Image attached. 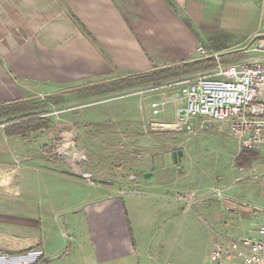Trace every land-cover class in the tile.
<instances>
[{
	"label": "crops",
	"instance_id": "crops-1",
	"mask_svg": "<svg viewBox=\"0 0 264 264\" xmlns=\"http://www.w3.org/2000/svg\"><path fill=\"white\" fill-rule=\"evenodd\" d=\"M263 24L264 0H0V187L22 180L30 188L44 186V195L52 190L44 219L58 218L63 228L53 242L44 225L43 241L25 239L23 246L41 249V264H141L135 255L154 224L167 230L179 216L172 204L179 193L167 191L175 164L149 167L147 177L130 169L114 178L73 165L47 142L62 119L57 107L92 100L81 107L121 91L88 92L95 86L204 60L200 44L224 52L226 44L264 37ZM74 89L88 93L74 101ZM135 113L124 105L115 122L127 125L110 132L120 155L143 152L144 119ZM138 185L148 190L126 188ZM227 213L218 219L232 224L235 237L256 235L264 223V213L244 206Z\"/></svg>",
	"mask_w": 264,
	"mask_h": 264
},
{
	"label": "rangeland",
	"instance_id": "rangeland-1",
	"mask_svg": "<svg viewBox=\"0 0 264 264\" xmlns=\"http://www.w3.org/2000/svg\"><path fill=\"white\" fill-rule=\"evenodd\" d=\"M259 39L264 37L255 38L254 41L248 39L247 42L239 44H236L237 42L226 44L228 48L224 52L207 47L212 52L219 53L220 59L217 60L213 56L211 59L215 61V64L200 72L183 73L155 81L148 79L144 82L137 81L134 82L135 84L120 88L121 91L113 95L94 98V101L98 99L99 101L85 106L80 107L92 100L84 99V102L68 104L65 102L57 107L61 111L62 119L57 121L56 137L47 141L50 142L52 153L58 145L70 152L73 147L69 143L73 142L85 156L78 161V164H88L92 168L104 169L112 178L119 171L130 169L140 173L143 171L145 174L140 176L147 177L151 173L149 167L159 168L163 164L173 163L176 166L172 172L174 183L167 191L171 195L195 194L192 201L174 197L172 204L174 209L179 207V216H175L168 222L171 226L167 230L164 227L155 228L156 224H154L149 236L141 245L140 253L135 255L141 264H205L216 244L233 239L236 235L232 230V224L218 219L220 215L224 217L227 213L225 210L227 202L215 195L216 189L223 190V194L230 198L232 206L237 207L243 202L264 207L252 202L256 199L264 202V148L254 152L257 156L252 160L251 165L241 167V164L239 166L236 161V157L243 148L240 140L228 130H219L212 120L206 121L209 124L208 129L198 130L196 133H174L166 129H152L150 125L151 121L173 120L177 108L184 105L181 85L170 86L171 84L208 72V70L211 71L221 62L236 63L250 57L264 55V52L252 51ZM165 84L168 87L148 92L152 93L150 100L146 97L149 95L147 92H139ZM129 92H137L138 95H127ZM86 93L88 92L85 90L74 89L70 92L69 98L78 101L83 95L85 97ZM154 101L166 102V111L159 118L153 116L150 107ZM43 103L47 104L44 101ZM128 104H131V110L136 111L137 118L139 114L140 120L144 119L142 126L141 122L139 124L143 136V152L140 155H120L116 150L117 139L109 138L112 137L110 136L112 127L127 125L115 120L121 117L120 112L124 105L128 109ZM66 119H72L74 122L70 123ZM77 131L85 147L79 144ZM68 136L72 138H67ZM146 137L151 138L149 143ZM180 149L183 150L182 156L178 155ZM53 154L57 155V153ZM63 156H68L71 160L69 154L61 157ZM9 188L0 187V264H9L12 259L27 257L32 252L36 253L34 264H41L39 260L43 253L39 255L37 251L42 250L37 246L24 247L23 245L25 239L43 241L44 225L47 226L49 239L53 242L56 241L61 230L63 231L62 221L58 218L44 219V208L46 209L48 205L46 200L52 201L55 192L48 190V193L44 195V186L30 188L28 185H23L22 180L15 181ZM126 188L136 191L148 190L139 185ZM52 208L57 210L58 205L53 204ZM66 241L67 245L71 244L69 239ZM48 244L54 245L50 242ZM50 262L58 264L54 259L46 264Z\"/></svg>",
	"mask_w": 264,
	"mask_h": 264
},
{
	"label": "built area",
	"instance_id": "built-area-1",
	"mask_svg": "<svg viewBox=\"0 0 264 264\" xmlns=\"http://www.w3.org/2000/svg\"><path fill=\"white\" fill-rule=\"evenodd\" d=\"M196 51L204 60L213 56L220 59L219 53L212 52L202 44L197 46ZM252 51L264 52V39H259ZM173 85H181L185 103L177 108L173 120L151 121L152 129L196 133L198 130L208 129L209 124L206 121L212 120L219 130H228L238 138L243 148H264V55L236 63L221 62L211 71L184 78L170 86ZM165 87L168 85H158L139 92H152ZM165 105V101L151 103L155 118H159L166 111ZM70 144L73 147L70 152L58 145L54 153L69 154L72 164L76 165L78 160L85 157L84 152L78 150L73 142ZM214 193L226 200L225 210L230 214H236L239 206L264 213V207L248 203L241 202L237 207L232 206L230 198L223 194L222 189H216ZM193 195L195 197L194 193L177 197L192 201ZM256 232V235L238 236L216 244L205 264H264V224H259ZM39 253L43 252L39 250L37 254ZM35 258L36 253L32 252L27 257L12 259L9 264H34Z\"/></svg>",
	"mask_w": 264,
	"mask_h": 264
},
{
	"label": "trees",
	"instance_id": "trees-1",
	"mask_svg": "<svg viewBox=\"0 0 264 264\" xmlns=\"http://www.w3.org/2000/svg\"><path fill=\"white\" fill-rule=\"evenodd\" d=\"M214 64H215V61L213 59H205V60L196 61L192 63H185V64H181L177 66L155 69L150 72L127 76L126 78H122L120 82H113L111 84H108V86L106 85L101 86V87L95 86L94 88H90L88 92L90 91L95 94H100V93L105 92L106 90H116V89L124 88L126 86H130L131 84H135L134 82H137V81L144 82L147 79L150 81H155V80L168 78V77L176 76V75L183 74V73H190V72L203 70V69L213 66ZM0 111H1V108H0ZM254 152H257V150L242 148V150L239 152L238 156L236 157V161L238 165L240 166L241 164V167H244L246 165H251L252 160H254L255 156H257Z\"/></svg>",
	"mask_w": 264,
	"mask_h": 264
},
{
	"label": "water",
	"instance_id": "water-1",
	"mask_svg": "<svg viewBox=\"0 0 264 264\" xmlns=\"http://www.w3.org/2000/svg\"><path fill=\"white\" fill-rule=\"evenodd\" d=\"M182 153H183V150L180 149V150L178 151V155H179V156H182Z\"/></svg>",
	"mask_w": 264,
	"mask_h": 264
}]
</instances>
